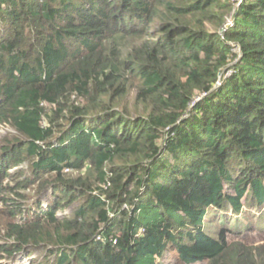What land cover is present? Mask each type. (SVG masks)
<instances>
[{
	"label": "trees",
	"instance_id": "1",
	"mask_svg": "<svg viewBox=\"0 0 264 264\" xmlns=\"http://www.w3.org/2000/svg\"><path fill=\"white\" fill-rule=\"evenodd\" d=\"M0 124V260L264 264V0H0Z\"/></svg>",
	"mask_w": 264,
	"mask_h": 264
},
{
	"label": "rangeland",
	"instance_id": "2",
	"mask_svg": "<svg viewBox=\"0 0 264 264\" xmlns=\"http://www.w3.org/2000/svg\"><path fill=\"white\" fill-rule=\"evenodd\" d=\"M242 0H235L239 4ZM231 15L227 16L226 23L231 22ZM224 26V25H223ZM236 47H233L235 50ZM232 64V63H231ZM15 133L7 124H0V138L6 134ZM47 198L48 195H47ZM46 197H43L42 206H45ZM71 207L64 209V212L69 213ZM248 228L264 231V206L251 207L245 205L239 213L231 212L229 209L221 210L217 208H209L204 217L203 230L210 236L217 238L221 229H227L234 233H243ZM2 231L0 232V243ZM172 253V252H171ZM44 251H35L31 256L25 254H16L12 258L3 257L0 262L3 264H33L34 261H39L43 258ZM175 255V253H172ZM155 264H163L159 258L155 259Z\"/></svg>",
	"mask_w": 264,
	"mask_h": 264
},
{
	"label": "built area",
	"instance_id": "3",
	"mask_svg": "<svg viewBox=\"0 0 264 264\" xmlns=\"http://www.w3.org/2000/svg\"><path fill=\"white\" fill-rule=\"evenodd\" d=\"M231 19H232V17H231ZM231 25H232V21H231V22H228V23H225V25L223 26L222 30H225L226 27L231 26ZM232 45L234 46V44H232ZM235 47H236V46H235ZM235 50H236V52L238 53V57H240V51H239L240 49H239V47H236ZM228 73H229V72H227L226 75H228ZM219 84H220V82L218 81V82H217V85H219ZM192 105H194V101L192 102L191 106H192ZM66 171H67V170H66ZM124 206H125V205H124ZM112 215H113V214L110 213V216H112ZM142 231H143V230H141V231L139 232V234H137V236H138V235H141Z\"/></svg>",
	"mask_w": 264,
	"mask_h": 264
},
{
	"label": "water",
	"instance_id": "4",
	"mask_svg": "<svg viewBox=\"0 0 264 264\" xmlns=\"http://www.w3.org/2000/svg\"><path fill=\"white\" fill-rule=\"evenodd\" d=\"M221 31H222V29H221Z\"/></svg>",
	"mask_w": 264,
	"mask_h": 264
}]
</instances>
